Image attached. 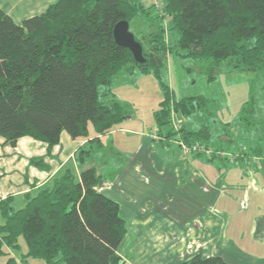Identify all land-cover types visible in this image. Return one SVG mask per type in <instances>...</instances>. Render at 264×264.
I'll list each match as a JSON object with an SVG mask.
<instances>
[{
    "label": "trees",
    "instance_id": "obj_1",
    "mask_svg": "<svg viewBox=\"0 0 264 264\" xmlns=\"http://www.w3.org/2000/svg\"><path fill=\"white\" fill-rule=\"evenodd\" d=\"M162 12L169 27L142 0H58L22 23L0 8L4 144L15 147L28 136L46 143L51 155L63 132L75 140L89 139L91 124L95 138L90 142L99 148L100 137L130 116V107L113 91L114 79L135 71L159 80L164 100L156 113L158 133L161 141H174L173 113L193 115L204 110L207 100L172 98L163 76L169 56L194 60L211 80L225 63L264 83V0H164ZM140 17L157 28L145 42L136 37L147 59L142 65L114 38L118 22L128 20L131 26ZM168 33L174 41L167 40ZM238 119L247 135L261 126L263 132L245 151H234L239 154L236 162L259 168L253 160L259 157L264 167V121H258L255 98L244 103ZM179 132L189 144L202 143L227 154L229 147L236 148L227 133L228 143L221 140L225 146L211 143L206 126ZM94 147L80 148L45 185L21 196L22 207L13 196L0 200V264H24L30 258L46 264H119L128 220L120 201L101 190L104 177L90 163ZM193 157L220 166L232 162L228 155ZM177 264L230 263L200 252Z\"/></svg>",
    "mask_w": 264,
    "mask_h": 264
},
{
    "label": "crops",
    "instance_id": "obj_2",
    "mask_svg": "<svg viewBox=\"0 0 264 264\" xmlns=\"http://www.w3.org/2000/svg\"><path fill=\"white\" fill-rule=\"evenodd\" d=\"M34 5L32 9L41 8L42 2L36 0ZM115 131L100 137L96 160L101 164L105 153L122 157L113 141L108 147L102 141ZM131 135L137 136L139 131ZM140 136L138 146L124 154L127 158L122 167L127 179L123 191L115 188L108 192L120 201L128 232L135 238L129 258H124L126 264L176 262L189 245L201 246L205 256L218 255L228 262V253L239 252L264 263V228L259 227L264 226V167H247L243 162L220 166L207 159L184 157L174 142L156 141L154 148L150 138L143 133ZM93 138L95 135L75 140L63 132L49 156L48 145L31 137L20 138L16 147L4 144L0 137V198L9 194L20 198L32 187L41 186L63 164L74 160L80 148H93ZM40 157L45 158L50 171L30 164L29 159ZM139 173L150 183V190L140 196L135 192ZM253 204L254 209L244 214Z\"/></svg>",
    "mask_w": 264,
    "mask_h": 264
},
{
    "label": "rangeland",
    "instance_id": "obj_3",
    "mask_svg": "<svg viewBox=\"0 0 264 264\" xmlns=\"http://www.w3.org/2000/svg\"><path fill=\"white\" fill-rule=\"evenodd\" d=\"M37 1L42 2L41 8H31L35 6L34 3L36 0H0V8L12 15L16 22L22 23L25 18L40 14L47 9L50 4L55 3L58 0ZM142 2L150 10L151 14L154 12L156 13V16L160 15L161 17H164L162 18V21L165 23V26L169 27L170 20L162 12L164 0H142ZM151 22V20L146 21L144 17H140L132 23L130 29L140 41L145 42L150 38L151 34H154L157 30L156 27L154 28L151 26ZM167 40L169 42L174 41L171 33H168ZM163 76L166 83L170 86L172 98L180 100L187 97H203L207 100V105L204 107V110H199L193 115L185 116L183 113H173V119L176 121L180 120L182 127H187V129L190 130H198L199 128L206 126L210 129L212 134L210 142H216L219 145L223 144L221 140L226 142L227 139H230L226 133L230 134L234 139V144H232V146L236 147H229V152L231 153H235L234 151L237 149L241 150L244 147H247L250 145L251 140H254L255 142L258 141L259 135L263 132L262 126L256 128L255 132L251 135H247L244 126L238 119L244 103L250 98H255L258 121H264V83L258 78H255L254 74L240 70H232L230 66L224 63L221 66L219 73H217L216 78L211 80L209 79L207 72H205L202 67L198 66L194 60L183 59L179 56H169L166 60V66L163 69ZM113 91L118 99L125 102V104L130 107V116L125 121L112 128L111 132L118 130L115 131L113 136L107 135L105 136L106 138L102 140L103 144L107 147L108 144L113 141L112 145L122 153V157H118L115 154H109L107 157L105 153L102 155V161L104 163L101 164L96 160L99 152L97 151L98 148L94 147L92 152L90 163L93 166H96L98 174L104 177L105 182L101 190L106 193L112 191V189L115 190V188L121 192L123 191L122 185L125 184L124 181L126 177L122 165L125 157L127 158L124 154H126L128 149L131 151L138 146L142 139V136H140L141 133L144 134L146 139L150 138L154 148L157 147L156 141H161L152 137V134L155 131H158L156 113L160 110L161 103L164 100V92L156 76L154 74L142 75L138 71L133 73L123 72L116 76L113 83ZM138 131L139 135H131ZM89 135H95V129L91 124L89 125ZM176 136L180 137L178 133ZM223 145L225 146L226 144ZM178 148L179 146L177 145L176 149ZM175 153L178 154L177 151ZM32 159L33 158L29 159L30 164L35 165L40 169L50 171V167L45 162V158H41V161H35V163L31 162ZM108 160L114 162V165H118L112 167V164L108 165ZM233 162L236 163V161ZM128 163L129 162L127 161L125 164L127 165ZM64 165L65 164H63L61 168ZM137 176L138 182L136 181L135 183V192H137V195L139 196L145 195L146 192L150 190L149 185H147L150 183H147L144 177H140V173ZM49 180L39 187H32L30 191L42 187ZM23 195L24 194H22V196ZM11 196L16 198L15 205L17 207L23 206L22 198L17 197L15 194H9L5 198H0V200L7 199ZM253 207H255L254 204L249 210L244 211V214L252 211L254 209ZM169 208L170 206H167L166 209ZM259 227L261 229L264 228V226H260V224ZM134 239L133 233L128 232L118 250V256L120 259L119 264H126L124 258H129V250L131 246H133ZM21 242L24 244L25 248V242ZM200 247L201 246L193 247V245H189L187 249L182 252L181 257L177 259L176 262L178 263V261L180 262L194 254L200 253ZM227 255L229 256L228 260L230 264H264L257 262L256 259H253L250 256L241 255L239 252H231ZM176 262L171 261L165 264H177ZM24 264H46V262L40 259L30 258L28 261H25Z\"/></svg>",
    "mask_w": 264,
    "mask_h": 264
},
{
    "label": "built area",
    "instance_id": "obj_4",
    "mask_svg": "<svg viewBox=\"0 0 264 264\" xmlns=\"http://www.w3.org/2000/svg\"><path fill=\"white\" fill-rule=\"evenodd\" d=\"M172 128L174 129L175 132H177L180 137L177 136V138L174 140L175 144H177L183 154L184 157H188V156H194V155H203L207 158L213 156V155H217V156H225L228 155L231 158V161H236L237 158L239 157V154L237 153H230L227 154L226 152L222 151V150H218L216 151L213 147L211 146H207L205 144L202 143H193V144H189L187 143L183 138L181 133L179 132L182 129V124L181 121L179 120H174L172 122ZM152 137H155L159 140H164L158 133V131H155L152 134ZM243 150L245 151L246 148L244 147ZM253 160H255L256 164H258L259 168H262L263 166L261 165V160L262 158L259 157H255Z\"/></svg>",
    "mask_w": 264,
    "mask_h": 264
},
{
    "label": "water",
    "instance_id": "obj_5",
    "mask_svg": "<svg viewBox=\"0 0 264 264\" xmlns=\"http://www.w3.org/2000/svg\"><path fill=\"white\" fill-rule=\"evenodd\" d=\"M114 38L118 45L128 49L138 64L142 65L147 62L144 56L143 45L137 39L130 29L128 20L118 22L114 28Z\"/></svg>",
    "mask_w": 264,
    "mask_h": 264
}]
</instances>
